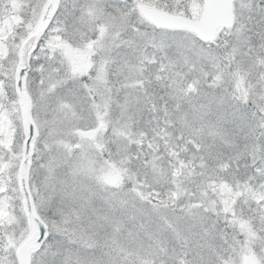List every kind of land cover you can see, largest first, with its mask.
<instances>
[{
	"label": "snow or ice",
	"instance_id": "6c2138e0",
	"mask_svg": "<svg viewBox=\"0 0 264 264\" xmlns=\"http://www.w3.org/2000/svg\"><path fill=\"white\" fill-rule=\"evenodd\" d=\"M0 264H264V0H0Z\"/></svg>",
	"mask_w": 264,
	"mask_h": 264
}]
</instances>
